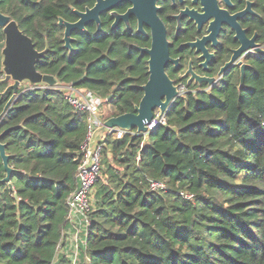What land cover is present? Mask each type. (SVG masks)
<instances>
[{
    "label": "trees",
    "instance_id": "1",
    "mask_svg": "<svg viewBox=\"0 0 264 264\" xmlns=\"http://www.w3.org/2000/svg\"><path fill=\"white\" fill-rule=\"evenodd\" d=\"M93 3L0 0V12L44 52L36 70L57 81L20 86L1 121L12 170L0 183V264L68 262L59 246L88 115L70 106L62 87L85 74L74 87L100 97L109 116L134 112L143 95L148 63L137 47L149 40L134 21L131 30L112 28L104 14L100 31L89 23L64 46L59 18L74 22V11ZM254 22L264 44V22ZM3 45L0 28V76ZM227 59L221 50L217 67ZM245 62L242 82L232 68L206 90L182 92L146 138L105 135L80 264H264V54ZM166 72L174 78L170 66ZM6 86L0 82V93ZM10 95L0 94V113ZM5 174L0 158V179ZM149 179L166 191L150 190Z\"/></svg>",
    "mask_w": 264,
    "mask_h": 264
},
{
    "label": "water",
    "instance_id": "2",
    "mask_svg": "<svg viewBox=\"0 0 264 264\" xmlns=\"http://www.w3.org/2000/svg\"><path fill=\"white\" fill-rule=\"evenodd\" d=\"M129 2L131 7L123 14H119L115 11L111 12V16L115 19L112 26H115L119 21L123 20L127 27L128 18L134 15L137 19V31L143 32L142 25L145 24L150 28L151 32V44L149 48H138L141 53H145L148 56V79L141 86L143 95L137 105L134 106V112H128L119 114L116 116H110L106 118L102 125L94 132L102 134L103 131L109 129H124L127 131L136 130L140 135L147 133V124L153 119L155 111L158 110L159 115H164L168 107L176 100L180 94L181 86L174 85L173 81L168 77L165 72V67L168 62L176 63V59H172L169 55L168 46L169 43L166 40V31L164 25L157 16L158 8L155 6L156 0H96V4L92 8H86L84 11H74L77 20L74 22H68L59 18L58 23L63 30L64 46L68 49L70 46V35L75 29L83 30L85 25L90 22H95L97 30L100 31V15L110 9L116 7L120 2ZM197 0H193L195 3ZM203 5V14H198L194 10L181 11L177 16L179 18L182 15H186L189 19L194 20L200 24L207 19L209 15L214 16V20L210 22L208 30H213L214 34L219 30L221 22H228L226 13L223 10H219L216 7L215 0H200ZM209 9L213 11L210 12ZM244 12H242L243 14ZM225 14V16H224ZM241 15V14H240ZM236 16L231 17L235 18ZM0 28L4 35V45L1 50L2 55V71L4 73L3 82L12 80L13 84L9 85L5 92L10 88L14 91L17 90L21 83L27 82L28 85L35 86L38 84H45L47 86H56L57 81L54 76L49 74H43L36 70L35 64L44 55L43 51H38L34 47L32 39L20 30L15 20L10 16L0 12ZM237 32L236 38H239L240 46L233 51V54L228 62L221 68L229 66L233 61L242 54L248 48L254 47V49L264 54V49L258 44H254L251 41L247 42L244 37H238V34H242L238 26H234ZM203 37L201 40L195 42L186 43L191 47H197L196 51L203 50L204 43L212 36ZM205 54H203L204 56ZM245 63L240 64V82L243 80ZM191 72V70H188ZM192 77L196 81H206L212 83L214 77L197 76L191 72ZM85 74L72 85L79 83L83 80ZM60 88H57L59 90ZM4 92V93H5ZM2 134H0L1 137ZM104 138L99 139L98 142H102ZM0 158L5 169V176L0 179V183L9 182L11 167L8 165L9 155L5 152V144L0 141ZM9 184V183H8Z\"/></svg>",
    "mask_w": 264,
    "mask_h": 264
},
{
    "label": "flooded vegetation",
    "instance_id": "3",
    "mask_svg": "<svg viewBox=\"0 0 264 264\" xmlns=\"http://www.w3.org/2000/svg\"><path fill=\"white\" fill-rule=\"evenodd\" d=\"M215 1H216V7L219 10H223L227 14L225 18L228 21V22L220 23V28L216 32V34H214L213 30H208L210 22L214 20V16L209 15L208 17H206L207 19H205L200 24L199 28H198V23H196L194 20L189 19V17L186 15H182L179 18H177L180 12L185 10L186 8H188V10L196 11L198 14H203L205 11L202 10L203 5L201 4L200 0H197L195 3H193V0H156L155 1V6L158 8L157 16L164 25L166 31V40L169 43L168 46L169 55L172 59L177 60L176 63L168 62L165 67V72L167 67L170 66L174 78H170L167 72L166 74L173 81L174 85L183 87L184 91L190 88L200 90L203 89L204 86H206L204 90L210 88L227 70L234 68V69H238L240 72V64L241 63L246 64L245 58L249 54L259 53L254 49V47L248 48L242 54H240L233 61L232 64L221 70V68L225 65V63L230 60L233 51L236 50L241 44L239 38H236L237 32L234 29V26H238L240 31L243 32L240 35L238 34V37L240 38L244 37V39L247 42L251 41L252 43L258 44L261 48L264 49V44H261L259 41L258 31L253 27L255 26V22L253 23V20H262L264 22V0H215ZM95 4H96V0H94L92 6L86 8H92ZM124 4H126L125 9L123 11H119L118 8ZM130 7L131 4L129 2L123 1L120 2L113 9H110L102 13L99 17L101 29H102L101 16H103L104 14H108L112 19L111 22L112 28L118 25H123L125 29L131 30L132 29L131 22L134 21L135 32L143 35L146 39L149 40L148 46H141L140 48H149L151 44L150 28L147 25L143 24L142 25L143 32H138L137 19L134 15H131L128 18V25H129L128 27L123 20L119 21L115 26H112L115 19L111 16V12L115 11L119 14H123ZM209 10L210 12L213 11L212 9ZM242 12L244 13L242 14ZM233 16L236 17L231 19V17ZM90 23H94L96 25L95 22H90ZM88 24L89 23H87L85 27ZM96 30H97V25H96ZM211 33L213 35L203 45V49H205V51L203 50L196 51L197 49L196 46L191 47L186 44L189 42H195L197 40H201L203 37L209 36ZM181 38L183 39L179 40ZM221 50L226 51V53L228 54V59L224 61L223 64L217 67V61ZM141 54H145V53H141ZM203 54L205 55L203 56ZM147 60H148V56H147ZM188 70H191V72L197 76L214 77V81L212 83H208L206 81L198 82L195 80L194 77H192L191 72H189ZM4 77L5 76L3 73V75L0 76V82H3L2 80L4 79ZM177 78H182L183 83L181 84L175 83V79ZM5 83H7V86L5 88L6 90L9 85L13 84V81L8 80ZM20 86H22V84L18 86L16 91L10 88L7 90V91L11 90V95L7 103L5 104L2 112L0 113V127H1L2 118L7 114L11 103L16 98ZM5 90L0 94L1 95L5 94L4 93ZM0 141H1V137H0Z\"/></svg>",
    "mask_w": 264,
    "mask_h": 264
},
{
    "label": "built area",
    "instance_id": "4",
    "mask_svg": "<svg viewBox=\"0 0 264 264\" xmlns=\"http://www.w3.org/2000/svg\"><path fill=\"white\" fill-rule=\"evenodd\" d=\"M62 89L70 106L75 110L87 112L88 115L87 133L81 146V158L76 171L78 186L67 198L68 213L66 216L67 222H75L80 217L81 225L75 226L74 231L70 233L69 245L65 251L67 264H80V245L84 242L85 231L89 223L87 213L92 202V190L98 181L102 162V143L93 142L94 130L103 123V118L100 117L99 113L102 99L93 92L75 88L72 84L63 86ZM163 123L164 116L159 115L158 110H156L153 119L146 125L147 133L142 134V136L146 138V135L155 126ZM108 133H112L116 138H120L124 133L140 135L136 130L127 131L124 129H109ZM148 187L156 192L167 189L164 181L156 179H149ZM180 194L186 199L192 198V194L189 192L180 191Z\"/></svg>",
    "mask_w": 264,
    "mask_h": 264
},
{
    "label": "crops",
    "instance_id": "5",
    "mask_svg": "<svg viewBox=\"0 0 264 264\" xmlns=\"http://www.w3.org/2000/svg\"><path fill=\"white\" fill-rule=\"evenodd\" d=\"M80 89V88H79ZM83 90V89H81ZM109 112H110V109H109ZM110 114V113H109ZM110 117L109 115L107 117H104L103 118V121ZM99 128V127H98ZM96 128L94 130V132L98 129ZM108 133V130H105L102 132L101 135H99L98 132H96L93 136V142H98L99 139H102L105 137V135ZM81 225V221H80V217L77 218V220H75V222H71V221H68L66 226H65V229H64V237H63V241H62V244L60 245V253H63L66 251L68 245H69V236H70V233L74 231L75 229V226H80ZM81 245H83V242L81 243Z\"/></svg>",
    "mask_w": 264,
    "mask_h": 264
},
{
    "label": "rangeland",
    "instance_id": "6",
    "mask_svg": "<svg viewBox=\"0 0 264 264\" xmlns=\"http://www.w3.org/2000/svg\"><path fill=\"white\" fill-rule=\"evenodd\" d=\"M23 86L28 85L27 82L21 83ZM182 92H184L183 87L180 88V94H182ZM98 97V96H97ZM109 107L104 103V101H101V105L99 107V113H100V117L104 118L107 117L109 115ZM83 238V237H82Z\"/></svg>",
    "mask_w": 264,
    "mask_h": 264
}]
</instances>
